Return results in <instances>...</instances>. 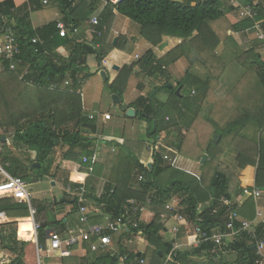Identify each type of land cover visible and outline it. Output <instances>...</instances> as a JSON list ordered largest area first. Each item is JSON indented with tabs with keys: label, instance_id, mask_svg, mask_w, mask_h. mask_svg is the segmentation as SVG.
Listing matches in <instances>:
<instances>
[{
	"label": "trees",
	"instance_id": "1",
	"mask_svg": "<svg viewBox=\"0 0 264 264\" xmlns=\"http://www.w3.org/2000/svg\"><path fill=\"white\" fill-rule=\"evenodd\" d=\"M56 1L65 15V23L71 29H77L89 19L99 3V0H95L91 4L73 7L68 0ZM105 1L108 5L94 31L95 45L98 44L99 35L113 19L114 10L138 24L142 39L155 48L163 45L165 37L182 40L180 45L161 58L150 51L140 63L125 67L111 86L112 92L120 99L139 65L142 74L151 79L160 75L165 85L171 84L167 73L169 67L182 59L187 61L189 67L176 88L173 85L170 88L174 91V100L165 105L157 104L154 102L155 95L149 93L127 106V111L134 109L136 118L150 125L148 134L155 140L163 131L169 132L162 129L158 121L163 107L173 109L176 119L185 121V124L177 122L174 125L177 136L168 141V146L174 152L168 160H164L166 153L163 149L154 154L153 147L154 165L149 170L139 161L145 148L130 144L137 154H130L135 161L137 178H143L139 180L138 189L108 186L105 195L96 199L98 204H105L115 217H128L131 222H137L136 228L128 226L125 233L144 236L149 244L148 250L139 257L126 251L119 242V254L100 256L91 264H119L120 255L127 257L126 264L140 260L144 264H197L196 261L203 258V251L209 253V264H217L216 251L219 247L238 253L237 264H257V251L246 234L240 235L232 243L224 241L221 246L213 241L204 242L198 249L179 253L177 259L169 262L167 257L173 249L172 243L162 236L165 230L163 217L173 216L176 211L210 236L215 234L214 231L228 233L230 210H235L240 217L244 215L234 205L226 206L223 203L224 200L231 201L240 187L238 177L228 164L231 156L236 155L235 160L241 169L255 171L256 186L264 188V56L256 48L243 49L233 36L222 42L211 25L236 11V7L230 3L226 6V0H200L195 6L178 0H123L116 6L110 0ZM234 1L244 7H253L256 13L254 18H244L234 25L232 30L235 34L256 32L259 22H262L264 29L263 2L254 5L253 0ZM34 4L31 0L30 6L18 9L13 4L0 3V38L5 36L8 28L13 29L19 51L16 59L20 61L18 71L12 72L9 63L0 60V64L6 67L5 71L0 72V130H4L0 136V148L4 147L6 151L0 152V164L10 177L21 178L28 184L48 177L51 174L49 166L58 154L61 162L52 174L54 177L61 172L72 171L73 167L76 171L87 173L93 163L89 161V164H84L82 158H93L97 151V141L92 138L97 126L95 121L88 119L89 115H85L79 93L91 77L86 67V57L97 52L85 43L60 37L57 23L35 30L30 17V7ZM36 38L40 41L38 44L33 43ZM221 46L223 50L219 53ZM60 47L70 52L71 59L57 64L47 55ZM108 53L104 51L98 54V62L102 63ZM106 64L114 69L111 59ZM23 68H27L26 81L19 77ZM66 80H70L72 92L48 89L52 83L61 84ZM136 106L142 110H136ZM184 127L188 129L185 135ZM215 136L220 137L217 144L213 141ZM9 139L16 150L33 152L35 158L32 164H40L41 167L32 168L26 163L27 160L14 157L6 148ZM205 154L208 159L203 167L208 165L210 170H202L200 178L174 167L176 155L201 163ZM35 169L39 170L37 174L34 173ZM73 186L84 187L78 183ZM129 201H133L132 205H128ZM252 202L253 198H249L245 203L253 206ZM70 203L75 204L74 212L77 211L78 200L72 202L65 198L64 201L46 204L64 206ZM35 204L32 202L35 216L41 213V209L46 211L45 207L38 208ZM205 204L208 206L200 211V206ZM168 205L175 211H168ZM143 207L155 214L150 224L140 220ZM1 212H5L10 219L29 218L31 215L27 204H19L14 199L0 200ZM92 224L81 223V226L87 228ZM39 225V238L43 241L48 225ZM57 225L65 227L63 222ZM33 239V234L22 236L18 223L0 226V247L16 255L12 264H24V249ZM86 246L89 249L91 243ZM65 264L80 262L70 258L65 260Z\"/></svg>",
	"mask_w": 264,
	"mask_h": 264
},
{
	"label": "crops",
	"instance_id": "2",
	"mask_svg": "<svg viewBox=\"0 0 264 264\" xmlns=\"http://www.w3.org/2000/svg\"><path fill=\"white\" fill-rule=\"evenodd\" d=\"M31 0H0V3H9L13 4L16 8H23L30 6ZM180 2L184 3H191L193 6H195L200 0H178ZM35 3L30 7L31 10V24L35 30H41L42 28L51 25L56 24L59 21L65 22V15L61 11V8L59 6V3H57L56 0H33ZM76 5L80 6L81 4H91L95 2V0H75ZM254 4H257L258 2H263L264 0H253ZM232 5L236 7V11L231 12L228 14V18L231 17L230 22V29H228V33L226 36L220 37L217 33L218 37L221 41H225L230 36H233L235 40L238 42V44L245 50H249L251 48H255V46L251 45V42L253 43V40L256 39L255 37L251 38V32L250 33H244V34H235L232 30L233 26L238 24L241 20L244 19L243 17V11L242 8L244 6H241L240 4H237L236 1L232 0ZM108 5V2L105 0H99V3H97V9L95 10L94 14L91 15L89 19H87L84 23H82L80 26L77 27L78 32L75 34L70 33L68 35L69 39L76 41L77 43L84 44L90 46L94 50H96L97 54H90L86 57V67L88 71L91 73V77L94 74H101L103 70H106L108 78L104 79L107 84L110 85V87L113 85V83L116 81V79L119 77V74L123 71L125 67H131L134 64L140 63L148 54V52L152 51L153 54L161 58L164 55H166L169 51L177 47L182 43V40L171 38V37H165L163 40V44L167 43V47L161 51L160 47L155 48L151 44H149L147 41L142 39L141 37V27L132 22L130 19L120 15L117 10L113 11V19L110 21L109 25L106 26L105 30L103 31V34H100L98 37V44L95 45L94 41L96 40L95 34L96 28L92 25L91 20L94 17H101L104 13L106 7ZM38 6V8H36ZM74 6V7H75ZM136 25L139 26V28L136 27ZM4 37L0 38V45L3 44ZM259 42V41H258ZM116 43V44H115ZM260 43V42H259ZM120 45V46H119ZM144 50V53L136 54L138 50ZM104 51H109V53L106 55L102 63H99L97 60V55L102 54ZM260 53V51L258 50ZM48 57H51L55 60L57 64H62L63 62H68L71 59L70 52L65 47H60L59 49L53 51L52 54L47 55ZM84 57V56H83ZM112 60V67L107 66L106 62L107 60ZM96 62V72L92 71L91 64L92 62ZM101 65V66H100ZM115 67H119L121 70L117 71ZM139 67H137L136 75L142 76V70ZM171 68H175L177 70V74L179 77H174L173 73L171 72ZM188 69L187 62L182 59L178 61L176 64L172 65L167 69V73L170 77V79L180 80L184 73ZM27 72V68H23L22 73ZM144 74V73H143ZM182 74V75H181ZM136 75H133V77L130 78L128 81L127 88L125 90V93L128 90V87L130 86L131 79L137 77ZM145 75V74H144ZM177 75V76H178ZM147 76V75H146ZM86 81V83L82 86L81 90H79V93L82 96L83 100V107L85 113L88 115H91L92 112H88V106L86 105V102L84 103V90L85 85L87 82L91 79ZM152 79L151 81H153ZM152 83V82H151ZM135 92L138 93L140 96L144 95L147 96L146 92V86L142 82L139 81V83L135 84ZM160 91L155 96V99L159 97ZM164 94V93H163ZM129 105V104H128ZM127 105V106H128ZM108 114V113H106ZM104 114V115H106ZM136 117V116H135ZM130 117L129 118H135ZM103 119V117H102ZM102 121V123L105 125L107 122L111 121H105V119ZM146 122V121H144ZM147 123V122H146ZM92 136L94 140L98 141V139L104 138V136H100L97 134ZM106 138V136H105ZM118 139V140H117ZM160 139V137H159ZM108 141L110 143V140H117L119 141L120 146H126L132 144L135 145V141H129L126 140L124 137L122 138H116V137H110L108 136L106 139H103ZM97 145V143H96ZM159 145V144H157ZM119 145L117 144L114 146H111V151L105 152V154H102V149L98 147L97 145V151L94 157H96V161L92 162V165L95 164H101L102 165V171L103 173L100 175V177H95L91 175L92 173L88 174L85 172L76 171L75 167L72 168V171L69 172H61L55 177L61 178L58 181H52L54 186L60 187L61 192L60 198H56L54 195V202L58 201H64L65 198H69L70 201H74V199H71V197L67 194L66 188L68 186H73L74 183L82 184L87 189L88 197L85 198L84 202L82 204H77L78 207L76 214L74 212L75 210V204H67L64 206H53L52 204H46L49 203L50 200H42L38 199L39 201L35 204L38 208H44L46 211H43L41 209L40 218L38 219L37 216L30 215L29 218H18V219H10L7 223H18L21 227V234L22 236L26 237L29 234L34 235V239L30 244H33L35 246V252L37 256V262L38 264L41 260H43L47 264H65L66 259H77L80 264H91L93 263L97 258L100 256H105L108 254H95L92 253L91 250L88 249V247L85 245L82 246H76L71 248L72 254L71 256L62 257L60 253L51 251L49 241H50V232L55 231L63 236V238L67 237V232L70 230H78L80 228H83L81 226L83 214L82 209H86L87 214L89 216V222H93L92 225H107L111 222H114L120 217H115L112 212L108 211V207L105 204H98L96 202L97 198H101L106 193V188L108 186H112L113 188L116 187H122L125 189L130 190H137L139 186V182L137 181V169L135 166V161L131 156L126 155L123 153L122 150H119ZM160 147V146H159ZM163 149V151L171 155L173 153V150L171 148H160ZM172 152V153H171ZM93 157V158H94ZM84 158V157H83ZM82 158V159H83ZM236 155L231 156L230 159H228V164L231 166L233 171L235 172L236 176L238 177L239 181V189L235 191L234 197L229 203L234 205V208L239 211H242L244 215L241 216L244 220H249L251 222L256 223L257 231L261 230V238L264 240V188H259L256 186L255 177L256 172L250 169H241L236 162ZM100 160V162H98ZM154 158L153 154L149 153L147 149L143 152L140 158L141 164H143L146 168L149 170L152 169L154 165ZM149 166H152L149 168ZM174 167L182 170L194 177L200 178L202 176V164L188 160L180 155H176V159H174ZM52 175V174H51ZM49 175V176H51ZM54 177V175H53ZM43 181H41L42 183ZM1 183V182H0ZM68 183V185H67ZM259 191L260 195L256 196V192ZM249 198H253V206H250V204H246L247 200ZM130 202V201H129ZM44 203V204H41ZM133 201L130 202L128 205H132ZM127 205V204H126ZM208 204L201 205L199 210H204ZM248 209V211H247ZM49 214L53 216V219L49 218ZM168 219L164 222L165 230L162 232V236L167 241L171 239V233L170 230L177 225V222L172 219L171 216L167 215ZM155 218V214L152 213L147 208L143 207L141 208V217L140 220L144 223L150 224L153 222ZM79 219L80 222H79ZM33 221V224L31 223ZM58 222H63L65 224V227L57 225ZM5 223V224H7ZM130 227L134 228L132 224H137V222H131L130 220ZM37 224H46L48 225L46 231H45V238L43 241L39 238V230H35V225ZM34 225V231L32 229V226ZM57 228V229H56ZM129 228V227H128ZM128 228L123 231L120 235H117L114 237V246L112 254H119V248L118 246H122L126 251L130 253L138 254L140 257L141 255L145 254L148 250L147 247H149V244L144 236L138 235L136 233H125L128 231ZM196 226H194L192 223L187 221L186 225L181 226L180 232L178 234L177 243L179 247L180 253H186L190 252L192 250L198 249L196 245V234L194 232ZM215 234H220L217 231H214ZM236 240H226L227 243H232ZM120 242V245H119ZM254 245V244H253ZM252 245V246H253ZM26 249V247H25ZM253 249H255V246H253ZM45 252V257H43V253ZM208 251H203V258L201 260L196 261L197 264H209L210 257L208 255ZM217 264H237L239 255L238 253H231L227 251L224 248H218L216 251ZM258 256V255H257ZM124 257V256H123ZM26 258V252L24 251V264H27L25 262ZM119 258H122L120 255ZM259 261V259H258ZM257 261V263H258ZM143 261H135L134 264H144ZM2 264H12V263H2ZM119 264H122L121 261Z\"/></svg>",
	"mask_w": 264,
	"mask_h": 264
},
{
	"label": "rangeland",
	"instance_id": "3",
	"mask_svg": "<svg viewBox=\"0 0 264 264\" xmlns=\"http://www.w3.org/2000/svg\"><path fill=\"white\" fill-rule=\"evenodd\" d=\"M232 0H226L225 5L231 4ZM231 17L228 18V15L220 19L218 21L212 22L211 25L213 27V30H215L220 37L226 36L228 33V29H230V22ZM137 28H139L138 25H136ZM251 38L255 37L256 39L253 40V43L251 42L252 46H255L257 51L259 50L260 53L264 56V45L259 43L257 32H251ZM223 42V41H222ZM223 50V46L220 47L219 53H221ZM144 53V50H138L136 54ZM186 61V60H185ZM187 62V61H186ZM188 64V63H187ZM189 67V64H188ZM92 71L96 72V62H92L91 64ZM173 73L174 77H179L177 74V70L175 68L170 69ZM0 72H3L0 66ZM136 73V70L134 71ZM133 75H136L134 74ZM178 75V76H177ZM182 75V74H181ZM132 78L130 81V86L128 87V90L124 95L122 96L121 104H117L114 102V94L111 90V87L107 82L104 80L103 76L100 74H94L91 79L87 82L85 85L84 90V103L86 102V105L88 106V112H92V114L97 115L95 124L97 126V134L102 137V139H98L97 145L102 149V154L104 155L105 152L111 151V146H114L117 144L120 146L119 141L117 140H110V143L108 141L103 140L106 139L108 136L116 137V138H122L124 137L126 140L129 141H135L136 145L140 147H144L145 150L149 151V153H152V148L160 146V148H170L168 146V141L171 139H175L177 136V133L174 131V125H176L177 122H180L182 124H185L183 121H179L176 119V114H174L173 109L163 107L160 116L158 117L159 124L161 125L162 129L169 130V132L163 131L161 135H159L158 140H155L149 136V129L150 125L146 122H144L140 118H129L128 111H127V105L133 104L140 95L135 92V84L142 82L146 86V92L147 94L152 93V95L156 96L157 93L160 90V95L158 98L154 99V102L157 104H167L169 101L174 100V91H172L169 86H174L176 88L178 80L171 79V84L165 85V80L158 75L153 81L152 79L147 77L146 75L142 74V76ZM133 77V76H132ZM182 79V78H181ZM180 79V80H181ZM152 82V83H151ZM164 93V94H163ZM195 96V95H194ZM128 105V106H129ZM138 111H141L139 106H136L135 108ZM134 110V109H132ZM135 111V110H134ZM110 114L113 119L109 122H107L105 125L100 121L102 117H104V114ZM85 115H88L85 113ZM103 120V119H102ZM177 120V121H176ZM204 131V129H203ZM188 132L187 128H183V134L185 135ZM4 134V130H0V136ZM171 135V137H170ZM106 136V138H105ZM220 140V139H219ZM159 144V145H157ZM6 148L11 151L12 155L14 157H17L21 160H27V164L29 166H32L33 168V160L35 158V154L33 152H30L26 149H19L16 150L14 148V145L12 143V140L9 139L6 142ZM118 146V147H119ZM1 150H4V147L0 148ZM119 150H122L124 154L130 156L131 153L135 154V149L133 147H129V145H126L125 147L120 146ZM173 150V149H172ZM2 152V151H0ZM6 152L5 150L3 151ZM174 152V150H173ZM172 153V152H171ZM61 162V156L58 154L55 157H53V161L51 162V165L49 166V172L53 174L55 172L57 164ZM100 162V160L98 161ZM102 165L99 163L92 165L90 170H88V174L92 173L91 175L95 177H100V175L103 173L102 171ZM203 167V165H202ZM205 172H208L209 166H205L202 169ZM233 170V169H232ZM39 170L35 169L34 173H38ZM101 173V174H100ZM7 173L3 170L1 164H0V182L2 183L7 179ZM50 174V175H51ZM61 178L53 177V175L46 177L43 182L41 181L37 183H33L29 185V190L32 194V199L34 203H37L39 200H54V196L57 198H60V193L62 190L60 187L54 186L52 181H58ZM140 176L137 178V181L139 182ZM60 181V180H59ZM61 191H60V190ZM54 195V196H53ZM37 218H40V215L37 216ZM49 218L53 219V216L49 214ZM57 229V228H56ZM35 246L33 244H28L26 246L25 252H26V258L25 262L27 264H36L37 262V256L35 252ZM45 257V252L42 255ZM16 255H14L10 250H7L3 247H0V264L2 263H12L15 260ZM24 258V257H23Z\"/></svg>",
	"mask_w": 264,
	"mask_h": 264
},
{
	"label": "built area",
	"instance_id": "4",
	"mask_svg": "<svg viewBox=\"0 0 264 264\" xmlns=\"http://www.w3.org/2000/svg\"><path fill=\"white\" fill-rule=\"evenodd\" d=\"M70 4L74 7L76 2L74 0H68ZM123 0H110V3L113 5H118ZM255 5V4H254ZM243 17L244 18H254L256 13L254 8L251 6H246L242 8ZM93 26L97 27L100 23L99 17H94L91 20ZM57 29L60 37L66 38L70 33L75 34L78 32L76 28H69L68 25L64 21L57 22ZM256 32L258 40L263 43L264 45V29H262V22L256 24ZM4 42L0 45V60L6 61L9 63V70L12 72H17L19 69L20 61H17L16 57L18 56V48L16 46V34L14 33L12 28H8L7 32H5ZM40 41L39 39H34L33 43L38 44ZM2 71L6 70L5 65L0 64ZM27 72H23L20 74V79L26 81ZM71 82L70 80H66L65 82L59 83H52L49 86L50 91H70L72 92ZM97 115L91 114L89 115L88 119L91 121H96ZM111 115L106 114L104 115L103 119L105 121L111 120ZM153 150V149H152ZM0 151H2L0 149ZM160 152V147L157 146L154 148V154ZM164 160L169 159L168 154L163 155ZM96 161V157L89 158L84 157L83 163L89 164L90 162ZM7 179L0 183V200L1 199H14L19 204H27L30 207V212L34 216L36 215V210L32 207V194L29 190V185L26 181L21 178H13L10 177L8 174ZM143 178L140 177V180ZM67 194L72 197L74 200H78L80 204H82L85 200L87 195V190L85 187H75V186H68L66 188ZM260 192H256V196H259ZM226 206H230L228 200H224L223 202ZM167 210L170 212H174L175 209L171 206H167ZM82 222L87 224L89 222V216L87 214L86 209H82ZM177 222V225L170 230L171 239L170 242L172 243V251L170 255L167 257V262L173 261L178 258V254L180 253L177 238L180 232V228L183 225L187 224V219L181 214V212L176 211L173 216H171ZM168 216L165 215L163 217V222L167 221ZM9 222V217L5 212L0 213V226ZM130 219L128 217H120L114 222H111L107 225H90L87 228H80L78 230H70L67 232V237L63 238V236L55 231L50 232V241L49 245L51 251L58 252L62 257L71 256L73 247L82 246L87 243H91L89 249L92 253L95 254H111L113 251L114 246V237L120 235L123 231H125L128 226L130 225ZM134 228L137 227V224H132ZM40 225H35V230L38 231ZM228 233L223 234H216L210 236L206 231L201 229L200 227H196L194 232L198 237V241L196 242L195 247L200 246L204 242L213 241L216 245L221 246L223 245L224 241L226 240H236L240 235L246 234L251 243L254 244L255 249L257 251V255L259 261L257 264H264V240L259 235L257 231L256 223L251 222L249 220L242 219L239 214L235 210H230L229 221L227 223ZM114 255V254H112ZM127 257L121 258V263L126 264ZM143 263V262H142ZM38 264H47L43 260H41Z\"/></svg>",
	"mask_w": 264,
	"mask_h": 264
},
{
	"label": "water",
	"instance_id": "5",
	"mask_svg": "<svg viewBox=\"0 0 264 264\" xmlns=\"http://www.w3.org/2000/svg\"><path fill=\"white\" fill-rule=\"evenodd\" d=\"M115 44H116V43H115ZM166 47H167V43L163 44V45L160 47L161 51H163ZM100 66H101V65H100ZM115 69H116L117 71H120V70H121L119 67H115ZM100 75H102L104 79H107V78H108V75H107L106 70H103V71L101 72ZM171 87H172V86H169V88H171ZM179 91H180V90H178L177 93H179ZM114 102L117 103V104H121V100H120V98L118 97V95H115V96H114ZM128 116H130V117H135V116H136V112H135L134 110L130 109V110H128ZM219 139H220L219 136H215V138H214V140H213L214 143L217 144V143L219 142ZM4 140H5V138H4ZM207 159H208V155L205 154V156L203 157V159H201V160H202V162H201L202 165L206 164ZM40 167H41L40 164H35V165H33V168H40ZM151 167H152V166H149V168H151Z\"/></svg>",
	"mask_w": 264,
	"mask_h": 264
},
{
	"label": "bare ground",
	"instance_id": "6",
	"mask_svg": "<svg viewBox=\"0 0 264 264\" xmlns=\"http://www.w3.org/2000/svg\"><path fill=\"white\" fill-rule=\"evenodd\" d=\"M31 223L33 224V221H32ZM32 229H33V231H34V225L32 226Z\"/></svg>",
	"mask_w": 264,
	"mask_h": 264
}]
</instances>
